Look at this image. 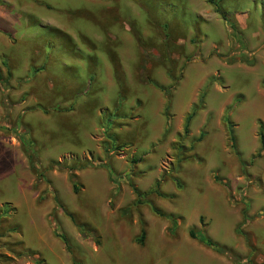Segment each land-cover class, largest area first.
<instances>
[{
    "label": "rangeland",
    "instance_id": "rangeland-1",
    "mask_svg": "<svg viewBox=\"0 0 264 264\" xmlns=\"http://www.w3.org/2000/svg\"><path fill=\"white\" fill-rule=\"evenodd\" d=\"M37 1L0 3V264H264V0Z\"/></svg>",
    "mask_w": 264,
    "mask_h": 264
},
{
    "label": "trees",
    "instance_id": "trees-1",
    "mask_svg": "<svg viewBox=\"0 0 264 264\" xmlns=\"http://www.w3.org/2000/svg\"><path fill=\"white\" fill-rule=\"evenodd\" d=\"M208 2H210V3H212V1L211 0H209ZM217 13H219V10H217L216 11ZM0 83H1V76H0ZM3 94H2V98H1V105H2V107H3V109H4V112H6V114H7V112L9 111V106L7 105L8 103H7V101H8V94H7V90H5V89H3ZM194 112H195V109H193L192 110V112L190 113V114H188L187 116H186V118H185V122H184V134L185 135H187L188 133H189V124H190V122H191V119H192V117H193V114H194ZM230 139H231V142H232V148H234V138H233V136H232V133L230 132ZM201 138H202V135H200L198 138H197V142H199L200 140H201ZM259 142H260V145H261V149L263 150L264 149V134H263V132H260L259 133ZM132 164H135V163H137V161L136 160H132V162H131ZM68 179H69V181H70V184H71V187H72V191H73V193L74 194H77L78 193V186H77V184H76V179H77V177H76V175L74 174V173H72V170H70V173L68 174ZM214 180L217 182V183H219V180L217 179V178H214ZM156 213L158 214V215H160V216H164V215H161L157 210H156ZM166 218H171L170 216L169 217H166ZM171 220V219H170ZM173 224L172 225H175V222H172ZM188 236H189V238H191V239H196V240H198V238H197V236H196V234H195V232L193 231V230H189L188 231ZM144 238H145V231L144 230H142L141 231V236H140V239H139V242L140 243H142L143 242V240H144ZM62 240V242L64 243V245L65 246H67V240L65 239V238H62L61 239ZM199 241L203 244V245H205L206 247H208V248H211V249H215V250H217V251H219V252H225L226 250L224 249V248H221V247H219L215 242H213L210 238H208V237H203V238H199ZM67 249L69 250V248L67 247ZM227 252V251H226ZM225 252V253H226Z\"/></svg>",
    "mask_w": 264,
    "mask_h": 264
},
{
    "label": "crops",
    "instance_id": "crops-1",
    "mask_svg": "<svg viewBox=\"0 0 264 264\" xmlns=\"http://www.w3.org/2000/svg\"><path fill=\"white\" fill-rule=\"evenodd\" d=\"M16 2H17V0H1V4H5L4 6H2L1 7V9H6V8H8V9H12V10H14L15 9V4H16ZM31 2L32 3H34L35 4V6H39V7H42V8H46L47 10L49 9H51V6H45V4H43V3H41V2H39V1H37V0H31ZM20 6V5H19ZM25 8H27V6H24ZM29 7V6H28ZM32 6H30V8H31ZM0 15H2V13H0ZM4 20H5V18H4ZM4 20H2V21H4ZM49 25H51V26H46V25H44L43 27H54V23H52L51 21H50V23H49ZM12 26H13V22H11V20H7L6 21V23H5V28H1L0 27V33H3V35L6 37V38H8V32H10L11 31V28H12ZM55 27H58V26H55ZM54 27V28H55ZM0 41H6L5 39H3V38H0ZM7 44V43H6ZM10 63H12L11 62V60H8V68H6L5 70H3L2 69V71H1V73H0V76L2 75V72H3V75L4 76H2V78L4 79V80H8V83L10 84V86H12L13 87V85L11 84V83H13V84H15V81H18V80H25L26 78L24 77V76H22V77H17V76H15V75H13V73H12V71H11V68H10ZM1 64V63H0ZM31 65H33L32 63H31ZM12 66V65H11ZM33 87H35V88H37L36 86H31V88H33ZM97 143H98V141H97Z\"/></svg>",
    "mask_w": 264,
    "mask_h": 264
}]
</instances>
